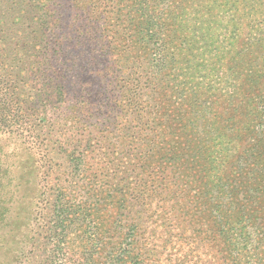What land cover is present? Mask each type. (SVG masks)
I'll list each match as a JSON object with an SVG mask.
<instances>
[{
  "label": "rangeland",
  "instance_id": "rangeland-1",
  "mask_svg": "<svg viewBox=\"0 0 264 264\" xmlns=\"http://www.w3.org/2000/svg\"><path fill=\"white\" fill-rule=\"evenodd\" d=\"M255 10L235 0H0V60L21 94V129L0 133L15 198L0 264L32 254L30 236L61 195L82 203L99 246L131 249L137 264H264ZM38 249L29 264L46 260L49 247Z\"/></svg>",
  "mask_w": 264,
  "mask_h": 264
},
{
  "label": "trees",
  "instance_id": "trees-1",
  "mask_svg": "<svg viewBox=\"0 0 264 264\" xmlns=\"http://www.w3.org/2000/svg\"><path fill=\"white\" fill-rule=\"evenodd\" d=\"M140 1L142 2V0ZM235 1L248 5L251 10L255 8V12L258 11V13L264 16V0ZM143 25L146 27L144 29L145 33H150L148 22L145 21ZM153 46H157L156 42H154ZM18 83L19 81L6 72L5 64L0 60V133L3 132L4 128L9 126L21 129L20 120L16 114L12 113L17 111L16 108L18 107L21 95L18 90ZM249 83L255 84V78L252 77ZM235 110H238V108ZM257 110L258 106L255 105L254 109L247 110V112L245 110L244 113L247 116ZM2 155V151L0 150L1 228L4 226V223L8 226V217L11 207L15 202L13 201L15 199L14 194L11 191V179L7 175L8 168L4 165ZM81 204V202L66 198L64 195H61V197L56 196L50 200L45 208V211H47L46 217L39 218L41 225L39 229L42 232H34L30 236V244H27L31 248L32 254L30 255V251L22 252L17 256L15 264H29L32 261V256L35 257L36 251L39 250L38 245L49 247L46 260H42V264H137L138 261L135 259L131 249L124 250L123 256L119 257L118 252L122 249L121 247L117 249L115 246H110L109 244L99 246L96 243L100 232L94 229V226L92 227L91 224H89L88 228L85 226V229H83L84 223L87 220L91 221V223L95 222L85 214V210H83ZM79 226L82 227L81 232H79L81 228L78 231H71L72 228L77 229ZM71 233L75 234V239H78V242H73L75 239H70L69 235ZM3 243H5V238L2 239Z\"/></svg>",
  "mask_w": 264,
  "mask_h": 264
}]
</instances>
